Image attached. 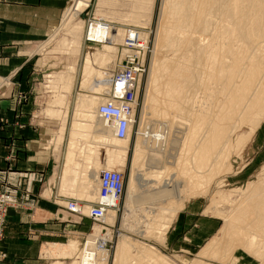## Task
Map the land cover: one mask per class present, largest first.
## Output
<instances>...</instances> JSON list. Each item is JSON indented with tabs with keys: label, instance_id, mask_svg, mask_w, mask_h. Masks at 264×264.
Returning <instances> with one entry per match:
<instances>
[{
	"label": "bare ground",
	"instance_id": "6f19581e",
	"mask_svg": "<svg viewBox=\"0 0 264 264\" xmlns=\"http://www.w3.org/2000/svg\"><path fill=\"white\" fill-rule=\"evenodd\" d=\"M87 2L77 0L69 11L75 14ZM159 26L128 199L134 196L136 183L146 181L140 173L142 164L147 163L151 168L164 165L163 170H150V173L163 174L158 190L164 199L172 202L181 196L179 206L172 210L174 217L182 208L185 195L207 193V184L218 174L232 169L233 153L240 154L254 134L253 131L244 134V127L258 128L264 121V0H165ZM103 53L107 50L90 52L85 62V77L90 71L89 62L99 60ZM127 68L117 74L109 69L99 71L85 85L97 92L105 90L107 84L112 86L113 93L106 92L101 103V97L80 95L73 134H78L80 125L94 126L100 142L116 147L124 157L120 163L125 162L129 150L134 105L129 102L128 115L112 116L110 123L101 108L112 103L121 108L114 95L131 90L130 84L135 83L132 78H126ZM122 119L128 120V125L124 135L119 136ZM73 155L70 151L66 173L74 170ZM118 163L115 158L110 165L105 163L104 169L96 166L94 171L93 165L88 166L85 183L95 190L94 194L101 192L92 207V215L99 205L117 204L110 206L97 222L113 221L125 194L126 174L118 168ZM106 171L124 176L122 195L103 193L102 177ZM241 194L243 197L238 201H231L233 207L229 213L220 212L224 217L222 227L191 264H214L212 260L221 263L231 257L238 261L236 253L240 249L264 264V171ZM215 195V200L221 198L219 193ZM67 205L69 211L71 205L78 209L73 213L83 210L77 200H68ZM158 228L157 223L152 224L147 234H154ZM100 237L88 239V247L82 249L78 264H108L106 249L97 248ZM133 241L120 238L114 264H175L150 246Z\"/></svg>",
	"mask_w": 264,
	"mask_h": 264
},
{
	"label": "rangeland",
	"instance_id": "374dc122",
	"mask_svg": "<svg viewBox=\"0 0 264 264\" xmlns=\"http://www.w3.org/2000/svg\"><path fill=\"white\" fill-rule=\"evenodd\" d=\"M76 1L70 0L58 17L48 23L47 29H44L39 36L23 38L20 42L21 54L26 59L24 64L29 60L31 66L24 65L22 70L17 69L10 75L0 76V97L7 96L15 88L19 103L30 102L29 99L33 98L35 119L42 121L46 131L43 134L44 145L53 157V165L50 173L52 182L49 180L51 185L46 186L44 195L55 198L57 203L65 208L68 206V200H77L83 209L75 213L81 216V218L74 217L81 222L78 226L74 229L70 228L67 233L54 237L53 240H44V246H39L42 248L41 259L36 264H74L75 261L78 264L82 249L88 247V239L100 236L97 248L106 249L108 264L115 263L118 243L123 237L150 246L175 264H191L222 227L224 223L222 215L232 210L231 201H238L243 197L241 193L246 190L249 182L255 181L261 173L263 174L264 121L258 128L250 125L244 127L242 131L244 134L251 131L254 134L240 154L233 153L232 169L218 174L210 184H207V193L196 196L185 195L184 204L174 217L172 210L179 206L181 196L175 197L177 200H171L172 202L169 201L170 199H164L161 191L158 190V182L163 178V174L152 176L150 173V170L157 172L163 170L164 165L151 168L147 163L142 164L140 173L145 176L146 181H142L143 184L136 183L134 196L129 200L131 166L151 70L155 62L159 25L165 0H89L79 11H74V14L69 10ZM104 49L107 53H103L99 60L89 62L90 71L85 77V62L90 52ZM133 59L135 60L130 62ZM131 63L135 65L131 66ZM139 64L143 65L144 71L136 75L135 87L133 83L130 84L131 90L134 88V99L130 103L135 109L133 132L129 138V150L125 162L120 163L124 157L118 153L116 147H109L100 142V136L90 124L78 126L79 132L72 138L74 143H70L68 147L70 129L76 117L74 113L80 107L81 93L96 95L82 88L84 80L90 82L97 72L108 69L117 74L127 66H131V70L134 71L135 66ZM20 71L22 74L25 73L27 80L32 79L29 83L31 87L28 83L25 85L23 82V84L14 82L13 78L18 76ZM105 86L106 91L113 93L112 86L109 87L107 84ZM102 91L103 89L97 92ZM106 94L99 95L105 98ZM70 151L74 154V162L72 161L74 170L66 173L65 168L64 175L68 177H71L72 173L78 175L73 182L71 179L63 188L62 174L65 163L67 166ZM115 158L119 162L118 168L125 171L126 191L120 208L117 209L116 218L110 222L103 221L104 219L103 223L97 222L91 218L92 207L100 199L101 192L99 195L94 194L95 190L92 191L86 185L88 166L93 165L91 170L96 166H100L99 170L104 169L105 163L110 165ZM216 193H219L221 198L215 200ZM4 195H8L10 204L6 207L5 203L0 202V228L7 222L9 212L19 207L9 191L0 193V199ZM212 207L214 210H211ZM58 210L60 214L58 218H67L68 213L63 207H58ZM180 211H183L181 219L176 223L174 220ZM173 222L176 224L171 228ZM155 223L159 228L154 234L148 235L149 227ZM167 226L169 227L166 228ZM237 252L238 261L231 257L221 263L216 260L211 262L261 264L253 254L242 249ZM3 257L5 258L4 254L0 255V264Z\"/></svg>",
	"mask_w": 264,
	"mask_h": 264
},
{
	"label": "crops",
	"instance_id": "0c3cea01",
	"mask_svg": "<svg viewBox=\"0 0 264 264\" xmlns=\"http://www.w3.org/2000/svg\"><path fill=\"white\" fill-rule=\"evenodd\" d=\"M69 2L70 0H0V76L10 75L17 69L22 70L24 65L31 66L29 60L24 64L26 59L21 54L20 42L23 38L39 36ZM24 75L20 71L13 78L14 82H23L25 85L28 83L31 87L29 83L32 79L27 80ZM88 83L89 81L87 85ZM85 85L86 80L82 86L84 90L87 89ZM15 91L14 88L7 96L0 97V122L3 120L0 127V193L9 191L19 206L9 212L7 222L0 228V255H5L1 264H36L41 259L42 248L39 246H44V240H53L81 222L74 218L79 215L70 213L55 198L44 195L46 186L52 182L50 173L53 165V157L44 145L43 134L46 131L42 121L35 119L33 98L29 99L30 102L21 104ZM93 92L96 94L94 97H100L99 94H106L108 91ZM81 95L90 94L84 92ZM74 124L75 117L68 147L70 143H74ZM65 168L66 163L61 180L63 188L78 175L72 173L71 177L64 176ZM58 207L66 210L67 218H58ZM182 212L177 214L174 220L176 223L181 219ZM175 222L171 228L175 227Z\"/></svg>",
	"mask_w": 264,
	"mask_h": 264
},
{
	"label": "built area",
	"instance_id": "2783aa9c",
	"mask_svg": "<svg viewBox=\"0 0 264 264\" xmlns=\"http://www.w3.org/2000/svg\"><path fill=\"white\" fill-rule=\"evenodd\" d=\"M134 60L135 59H133L130 62H133ZM134 65H135V63H131V66H134ZM131 66H127L128 69L126 70V75H127L126 78H128L129 80H131L130 78H132V80L134 82H136L137 76H135V75H137L139 73L141 74L144 71V67L142 64H139V66H135V70L132 71ZM134 87H135V85H134ZM133 89L124 91V93L120 96L114 95L115 98L119 102H121V108L118 106H115L113 103L111 105H107V106H104L101 108V112L106 117L108 123L112 122V116L116 115L118 117L121 113L128 115V113L130 111L129 102L133 101V99H134ZM127 125H128V120L122 119L119 123V126H118L117 135L123 136L125 133V128ZM102 181H103V193L115 192V194L117 196H120L123 194L124 182H125L123 175L121 176L117 172L106 171L103 174ZM120 198L121 197L118 198V201ZM6 201H7V203H5ZM1 202L5 203V206L7 207L8 204H10V201L8 200V195L2 196ZM110 206L115 207V206H117V204L105 203L104 205H99L98 207H95L93 210V215H92L93 219L98 221L99 217L102 216L104 214V212ZM6 207H5V214L7 213ZM69 209L72 212H78V209L76 207H74L73 205H71L69 207Z\"/></svg>",
	"mask_w": 264,
	"mask_h": 264
}]
</instances>
